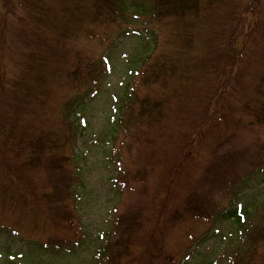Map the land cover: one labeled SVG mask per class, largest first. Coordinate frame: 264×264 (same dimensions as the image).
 I'll return each instance as SVG.
<instances>
[{"label": "trees", "instance_id": "1", "mask_svg": "<svg viewBox=\"0 0 264 264\" xmlns=\"http://www.w3.org/2000/svg\"><path fill=\"white\" fill-rule=\"evenodd\" d=\"M5 2L0 23L8 28L7 40L0 41L11 57L20 53L15 79L0 78V212L34 220L43 214V223L58 228L79 223L71 210L81 199L72 193L74 184L79 189V172L66 168L84 129L76 112L97 96L109 71L86 46L94 40L111 45L140 11L152 25L153 53L133 71L108 140L115 148L120 137L121 148L143 158V173L121 172L122 188L137 191L129 182L138 181L144 189L151 176L157 189L150 199L124 202L126 211L114 216L96 264H178L166 251V238L170 228L189 222L216 234L220 225L230 228L226 243L219 241L225 254L215 247L201 264H216L217 254L227 264H264V206L252 213L255 204L237 200L252 177L264 186V143L239 145L246 132L264 133V0ZM13 43L16 48H9ZM56 91L62 96L54 106ZM164 184L166 196L159 200ZM140 233H146L145 248L136 253ZM39 246L58 253L77 242L50 239ZM192 255L186 248L180 261Z\"/></svg>", "mask_w": 264, "mask_h": 264}, {"label": "rangeland", "instance_id": "2", "mask_svg": "<svg viewBox=\"0 0 264 264\" xmlns=\"http://www.w3.org/2000/svg\"><path fill=\"white\" fill-rule=\"evenodd\" d=\"M5 1L0 0V18L6 12ZM135 14L141 17H129L127 19L128 25L123 24L120 29L121 36L116 38L111 45L105 42L100 44L98 40H94L89 43L90 46H86V53L89 56L95 59H98L99 56L104 57L109 71L108 77L101 85L97 96L83 103L76 112L79 115L78 122L80 124L83 122L84 129L81 135L78 136L77 155L68 162L66 168L71 170L73 174L79 172L80 186L79 189H75L74 184L72 193L81 199L78 204L71 205V210L78 214L75 220L79 218V223L58 228L48 221L45 223V219L43 223V214L37 216L34 220L33 216L29 219L18 216L17 213L0 212L2 213L0 214V262L9 260L18 264H96L97 251L108 244L109 235L113 229L114 216L122 215L126 211L124 202L130 201L131 203L132 201L129 199L135 200L136 197L147 200L156 193L158 181L151 176L148 177V184L144 185V189L134 183L138 181L129 182V186L137 187V191L129 193L122 188V183L118 181L121 172L124 177H131L138 172L137 170L142 172V169L145 170L143 158L140 153L138 154L135 151L126 152L124 148H121L119 146L120 137L115 142L117 145L115 148H111L110 140H108L113 132L112 128L115 127L113 116L117 113V107L123 98L133 71L140 67L137 64L141 58L150 54L153 50L152 25L146 21L140 11L135 12ZM9 19V25L11 26L10 15ZM243 20L248 23V15L245 14ZM7 32L8 28L3 29L0 23L1 40H7V38L5 40L3 38V35H6ZM15 44L13 43L9 48H16ZM83 48L84 46H80L78 49L83 50ZM19 53L20 51L17 50L11 57L5 44L0 41V78L4 82L15 79V76L19 73ZM88 55L87 57H89ZM56 93L54 106L62 96L61 92L56 91ZM148 135L152 138L150 134ZM106 136L107 140L105 139ZM255 143H264V133L259 136V133L246 132L239 145L244 149ZM262 166L264 168V155ZM261 176L264 180V172ZM258 177H252L251 188L240 194L237 199L239 204L243 206L248 205L251 207L255 204L252 213L261 210L264 206V186L255 183ZM245 178L247 181L251 177ZM118 190H122L119 195H117ZM165 190L166 185L164 184V188L160 189L161 196L159 200L166 196ZM181 193L180 190L176 192L177 195H181ZM145 212L147 217L151 218L152 209L147 206ZM201 225L202 223L196 225L189 222L180 227L169 229L170 234L165 242L166 251L169 254L176 255V259L179 261L178 264H201L202 257L206 254L209 255L215 247H218L217 252L221 250L225 254L224 248L226 246H221L219 241L225 239L223 234H226L230 228L220 225L218 234H216L214 228H206L205 225ZM17 228H23V230ZM144 229L148 231L151 228ZM145 234L140 233L134 241L140 243L135 250L136 253L139 252L140 248H145ZM50 239L73 240L77 242V246L73 250L62 247L58 253L51 251L48 253V250L41 246L38 247V245L45 244ZM235 242L234 247L236 248L239 241ZM224 243H226V239ZM186 248L189 253L195 255L191 256L192 259L188 258L182 262L180 257L184 254ZM232 250L233 245L230 253ZM196 255H200L201 259L198 260L197 257L194 260ZM216 258V264H227L228 262L226 256L217 254ZM125 262L126 260L123 264ZM138 263L133 261V264Z\"/></svg>", "mask_w": 264, "mask_h": 264}]
</instances>
